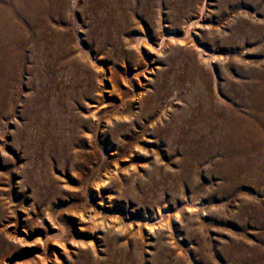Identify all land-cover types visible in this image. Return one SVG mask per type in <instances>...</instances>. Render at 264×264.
<instances>
[{
  "label": "rangeland",
  "instance_id": "1",
  "mask_svg": "<svg viewBox=\"0 0 264 264\" xmlns=\"http://www.w3.org/2000/svg\"><path fill=\"white\" fill-rule=\"evenodd\" d=\"M134 1L0 0L21 57L0 65V264H264V137L233 156L208 123L260 82L264 0Z\"/></svg>",
  "mask_w": 264,
  "mask_h": 264
},
{
  "label": "bare ground",
  "instance_id": "2",
  "mask_svg": "<svg viewBox=\"0 0 264 264\" xmlns=\"http://www.w3.org/2000/svg\"><path fill=\"white\" fill-rule=\"evenodd\" d=\"M84 1V0H83ZM90 1V0H89ZM96 4L99 5L100 10H105L107 7H111L113 9L116 10V13L119 14H123L124 11L122 10L120 4L122 5V2L124 0H93ZM97 1V2H96ZM133 1V0H132ZM130 0H127L128 5L131 4ZM136 1H142L147 3L150 0H136ZM134 1V2H136ZM157 1V0H156ZM52 2L54 3V5L57 3V6L62 7L63 5L65 6V4L67 3V0H52ZM92 2V1H91ZM44 0H11V5L14 9H17L19 11H22V15L24 17L29 16L26 15L27 12H31L33 8H36V11L38 8H40L41 10L39 11L41 13V11H43V5H44ZM126 5V3H125ZM3 6V5H2ZM11 7V8H12ZM130 7V6H129ZM135 7V6H134ZM128 8V7H127ZM3 11V10H2ZM12 11V10H11ZM33 11H35L33 9ZM45 11V10H44ZM43 11V12H44ZM126 12V11H125ZM12 13V14H10ZM64 13V12H63ZM99 13V12H98ZM114 13V12H113ZM10 14V15H9ZM8 17L4 18L5 16L0 14V37H2V39L0 38V65L1 67H14V63L16 62L17 64H19L18 62V53L15 51V43H17V37H18V32H17V24L18 22H16V13L13 16V11L9 12ZM39 15V14H38ZM99 15V14H98ZM103 15V14H102ZM106 15V14H105ZM21 16V15H20ZM22 16V17H23ZM34 16V15H33ZM32 16V18H33ZM41 16V15H40ZM35 17V16H34ZM37 17V16H36ZM97 21L100 23L99 25H101V27H106L108 24L105 25V21L102 19L101 16H97ZM95 19V20H96ZM124 19V18H123ZM32 20V19H31ZM96 21V22H97ZM32 22V21H31ZM39 22V21H38ZM41 24V23H40ZM20 25V24H19ZM42 26V25H41ZM44 26V25H43ZM20 27V26H19ZM27 27V26H26ZM47 28V27H46ZM43 29V28H41ZM39 30L36 29L35 31V35L34 33H32L33 35V39L34 42L32 43L35 44V46H33V50H35L37 53H39L38 55H40L43 59V62H48V59L46 57L47 53H51L52 55L50 57H52L53 59V55L57 54V50H56V44L57 40L55 38L54 35H49L47 34V32H44V30ZM21 30V28H20ZM47 30V29H46ZM23 32V31H22ZM26 34V33H25ZM20 37V36H19ZM21 39V38H20ZM27 39V38H26ZM23 40V39H21ZM25 40V39H24ZM9 41V42H8ZM30 42V41H27ZM45 42V43H43ZM20 43V41H19ZM7 44V45H6ZM22 44V43H21ZM10 45V46H9ZM12 45V46H11ZM60 44H58L59 46ZM62 45V44H61ZM9 46V47H8ZM18 46V45H17ZM26 46V45H25ZM24 46V47H25ZM31 46V45H29ZM55 46V48H54ZM12 47V49L10 48ZM19 47V46H18ZM17 47V48H18ZM31 48V47H30ZM35 48V49H34ZM19 49V48H18ZM59 50V49H58ZM63 50V49H62ZM23 51V49H22ZM34 52V51H33ZM55 52V54H54ZM60 52V50L58 51ZM65 52V51H64ZM27 53V52H26ZM24 54V53H23ZM30 54H32L30 52ZM57 56V55H56ZM31 57V56H30ZM49 57V58H50ZM55 57V56H54ZM21 58V57H20ZM33 59V58H32ZM35 59V58H34ZM61 59V58H60ZM21 60V59H20ZM39 60V59H38ZM59 60V59H58ZM57 60V61H58ZM18 61V62H17ZM61 61V60H60ZM22 62V61H21ZM52 62V61H51ZM46 64V63H45ZM51 64V63H50ZM3 65V66H2ZM17 66V65H15ZM48 66V65H47ZM55 66V65H54ZM30 67V66H29ZM77 67V66H76ZM1 69V68H0ZM10 69V68H9ZM34 69V68H33ZM2 70V69H1ZM6 70V69H5ZM71 72V71H70ZM1 73V71H0ZM16 73V72H15ZM72 73V72H71ZM195 73V72H194ZM2 75V74H1ZM0 75V79L3 77ZM195 75V74H194ZM193 76V75H192ZM263 76V77H262ZM30 77V76H29ZM7 80V78H5ZM6 80H2L3 83L1 82L0 84H4V82H6ZM260 82L257 81L256 84H254L252 81H244L243 83L241 82V86L242 89L244 90V94L243 97H241L240 100V105L242 106H246V109L243 111L237 110V109H233L231 111V114H224L225 115V121L223 122V127L221 128V125H219L220 121H216V120H211L208 122L210 123L209 125L212 126V129L215 130V133H217V138L215 139V144L214 146H212L215 150L219 149L221 151H229L231 155L233 156H237L239 153H243V154H247L250 150V143L254 138H261L264 137V130H259L257 129L255 126H257L258 124H262L264 125V113L263 112H259V110H252L253 108L249 107V104L251 103L250 101L254 100V95L255 93L259 92L260 90H264V72L260 73ZM206 82V81H205ZM8 84L5 83V85ZM233 85V84H232ZM7 86V85H6ZM36 86V85H35ZM238 86V85H236ZM1 87V86H0ZM3 87V86H2ZM3 90V89H2ZM39 91V90H38ZM249 91V92H248ZM3 92H6V87L4 86V91H1L0 89V93L2 94ZM9 91L7 90V93ZM253 93L252 97L251 94ZM261 93V92H260ZM262 94V93H261ZM264 94V93H263ZM1 96V95H0ZM262 96V95H261ZM4 97V96H3ZM237 97V96H236ZM6 98V97H5ZM257 98V97H256ZM263 98V97H261ZM260 98V99H261ZM205 99V98H204ZM259 99V98H258ZM257 99V100H258ZM3 99L1 98V101ZM203 100V99H202ZM263 100V99H262ZM0 101V103H2ZM4 101V100H3ZM250 102V103H249ZM5 103V102H4ZM257 103V102H256ZM260 103V102H259ZM205 104V103H204ZM203 104V105H204ZM30 105V104H29ZM205 106V105H204ZM251 106V105H250ZM257 106V105H256ZM262 105L260 104L259 107H261ZM35 108V107H34ZM203 108V107H201ZM262 108V107H261ZM1 109V108H0ZM198 109V108H197ZM196 109V110H197ZM200 109V108H199ZM205 109V108H203ZM263 109V108H262ZM261 110V109H260ZM198 111V110H197ZM1 112V111H0ZM196 112V111H195ZM198 113L200 115L203 116L202 111ZM227 113V112H226ZM209 114V113H208ZM38 115V114H37ZM198 115V114H197ZM211 114H209L210 116ZM214 115V114H213ZM205 116V115H204ZM222 116V115H221ZM229 116V118H228ZM201 117V116H200ZM203 118V117H202ZM206 118V117H205ZM212 118V117H211ZM224 118V117H222ZM201 119V118H200ZM215 119V118H214ZM209 120V119H208ZM220 120V119H219ZM221 120V121H222ZM206 122V121H204ZM197 124V123H196ZM207 123H205L206 125ZM260 124V125H261ZM183 127V126H182ZM201 128V127H200ZM260 128V127H259ZM202 130V129H201ZM203 131V130H202ZM200 132V131H199ZM206 132V131H204ZM198 133V132H197ZM196 133V134H197ZM221 134V137H220ZM203 135V134H202ZM205 135V134H204ZM203 135V136H204ZM201 136V135H199ZM207 136V135H206ZM211 137V136H210ZM208 139V136L206 137ZM213 138V137H212ZM222 139V141L220 140ZM213 140V139H212ZM253 142V141H252ZM260 143V142H259ZM207 148V147H206ZM207 150V149H206ZM214 150V151H215ZM254 152V151H253ZM230 155V156H231ZM229 156V158H231ZM247 157V156H246ZM245 157V158H246ZM234 158V157H233ZM228 160V159H227ZM235 160V159H234ZM234 160H230L228 161V173L232 172L234 169H236V162H234ZM246 160V159H245ZM249 161V160H248ZM242 162V161H241ZM224 163V162H223ZM227 163V162H226ZM240 162H238L239 164ZM247 163V162H246ZM251 163V162H250ZM249 163V164H250ZM225 164V163H224ZM243 164V163H242ZM252 165V164H251ZM227 166V165H226ZM241 166V165H240ZM239 168V167H238ZM232 175V173H231ZM228 177V176H227ZM225 186V185H224ZM150 233L153 231V227H148L147 229ZM7 244L6 240L3 237H0V249L1 247L4 248V246Z\"/></svg>",
  "mask_w": 264,
  "mask_h": 264
}]
</instances>
